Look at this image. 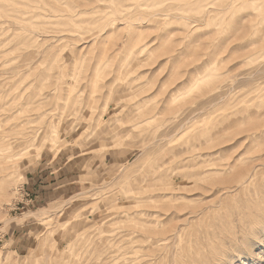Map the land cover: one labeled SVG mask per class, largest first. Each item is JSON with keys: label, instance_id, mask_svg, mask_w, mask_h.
Returning a JSON list of instances; mask_svg holds the SVG:
<instances>
[{"label": "rangeland", "instance_id": "374dc122", "mask_svg": "<svg viewBox=\"0 0 264 264\" xmlns=\"http://www.w3.org/2000/svg\"><path fill=\"white\" fill-rule=\"evenodd\" d=\"M0 153V264H264V0H0Z\"/></svg>", "mask_w": 264, "mask_h": 264}, {"label": "bare ground", "instance_id": "6f19581e", "mask_svg": "<svg viewBox=\"0 0 264 264\" xmlns=\"http://www.w3.org/2000/svg\"><path fill=\"white\" fill-rule=\"evenodd\" d=\"M11 116H12V115H11ZM6 122H7V121H6ZM6 122H5V123H6ZM15 126H16V124H15ZM8 130H9V129H8ZM0 154H1V153H0ZM2 155H3V154H2Z\"/></svg>", "mask_w": 264, "mask_h": 264}]
</instances>
